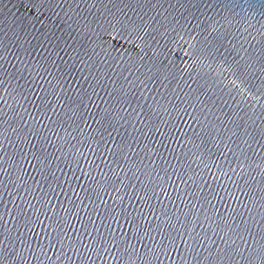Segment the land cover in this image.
I'll return each mask as SVG.
<instances>
[{
	"label": "water",
	"instance_id": "1",
	"mask_svg": "<svg viewBox=\"0 0 264 264\" xmlns=\"http://www.w3.org/2000/svg\"><path fill=\"white\" fill-rule=\"evenodd\" d=\"M0 264H264V0H0Z\"/></svg>",
	"mask_w": 264,
	"mask_h": 264
},
{
	"label": "snow or ice",
	"instance_id": "2",
	"mask_svg": "<svg viewBox=\"0 0 264 264\" xmlns=\"http://www.w3.org/2000/svg\"><path fill=\"white\" fill-rule=\"evenodd\" d=\"M238 78H240V77L238 76ZM37 96H39V93H37ZM33 103H36V107L39 108V109H41L42 114L45 115V118L50 119V117L47 116V113L43 109V105H44V98L43 97H40L39 103H37L36 101H33Z\"/></svg>",
	"mask_w": 264,
	"mask_h": 264
}]
</instances>
